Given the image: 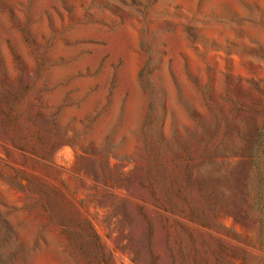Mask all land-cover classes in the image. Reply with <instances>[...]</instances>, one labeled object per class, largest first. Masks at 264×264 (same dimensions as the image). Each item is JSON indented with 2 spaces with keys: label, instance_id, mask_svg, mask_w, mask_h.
I'll list each match as a JSON object with an SVG mask.
<instances>
[{
  "label": "rangeland",
  "instance_id": "1",
  "mask_svg": "<svg viewBox=\"0 0 264 264\" xmlns=\"http://www.w3.org/2000/svg\"><path fill=\"white\" fill-rule=\"evenodd\" d=\"M0 264H264V0H0Z\"/></svg>",
  "mask_w": 264,
  "mask_h": 264
}]
</instances>
